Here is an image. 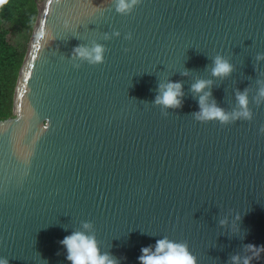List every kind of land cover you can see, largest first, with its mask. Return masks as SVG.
<instances>
[{"label": "water", "instance_id": "1", "mask_svg": "<svg viewBox=\"0 0 264 264\" xmlns=\"http://www.w3.org/2000/svg\"><path fill=\"white\" fill-rule=\"evenodd\" d=\"M96 44L102 63L74 54ZM260 54L264 0H141L129 14L116 0L36 1L0 119V258L71 264L60 241L85 221L118 264L165 237L196 264L252 256L246 245H264ZM216 55L230 75H212ZM170 80L183 85L175 109L155 104ZM197 80L229 114L247 89L252 119L197 120Z\"/></svg>", "mask_w": 264, "mask_h": 264}, {"label": "clouds", "instance_id": "2", "mask_svg": "<svg viewBox=\"0 0 264 264\" xmlns=\"http://www.w3.org/2000/svg\"><path fill=\"white\" fill-rule=\"evenodd\" d=\"M9 0H0V8H3ZM141 0H116V11L121 14H129L134 6L139 4ZM43 39L47 33L45 30L39 31L38 34ZM118 35V33H117ZM130 38V37H129ZM74 54L82 59H86L90 64H98L103 62V53L105 51L102 45L96 44L91 49L85 46H77L73 49ZM257 59H264V54L257 56ZM212 75L215 77H226L233 71V66L227 59L221 55H216L213 59ZM211 81L197 80L191 89L193 92L203 95L199 96L200 110L194 113V116L199 121L219 120L221 123H227L230 120L236 119H252V112L248 109L247 89L244 92L237 93V101L240 106V111L231 114L226 113L216 103L209 104L208 98L211 92H206ZM183 85L180 82L168 81L166 84L158 85V94L155 98V104L162 105L167 108H179L182 105ZM259 96L264 97V88L259 89ZM261 132H264V127H261ZM239 219V216H237ZM223 225L225 221H220ZM83 228L86 231H75L67 235L60 241L66 248V259L71 264H118V261L109 253H101L98 247V241L95 234H87V230H91L92 224L89 221L83 222ZM245 248L252 253V256L241 257L234 255L231 257L232 264H251L253 259H260L261 253H264V245L256 246L248 244ZM142 255L138 257L139 264H196V257L189 251L186 243L170 241L167 237L156 241L155 248L152 246L143 247ZM0 264H9L7 258H0Z\"/></svg>", "mask_w": 264, "mask_h": 264}, {"label": "trees", "instance_id": "3", "mask_svg": "<svg viewBox=\"0 0 264 264\" xmlns=\"http://www.w3.org/2000/svg\"><path fill=\"white\" fill-rule=\"evenodd\" d=\"M36 15V0H9L0 8V119L11 112V97L16 71L21 63L25 48L18 49L7 39L8 28L25 29L30 32Z\"/></svg>", "mask_w": 264, "mask_h": 264}, {"label": "rangeland", "instance_id": "4", "mask_svg": "<svg viewBox=\"0 0 264 264\" xmlns=\"http://www.w3.org/2000/svg\"><path fill=\"white\" fill-rule=\"evenodd\" d=\"M2 25H4V27L8 30L7 39L9 43L15 45V47L18 49H23L26 47L30 32H28L25 29L15 30V27L8 28V26L5 23Z\"/></svg>", "mask_w": 264, "mask_h": 264}]
</instances>
